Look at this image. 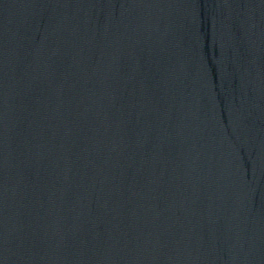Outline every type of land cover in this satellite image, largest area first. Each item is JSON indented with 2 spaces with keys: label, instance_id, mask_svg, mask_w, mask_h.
Returning a JSON list of instances; mask_svg holds the SVG:
<instances>
[{
  "label": "water",
  "instance_id": "1",
  "mask_svg": "<svg viewBox=\"0 0 264 264\" xmlns=\"http://www.w3.org/2000/svg\"><path fill=\"white\" fill-rule=\"evenodd\" d=\"M0 264H264V0H0Z\"/></svg>",
  "mask_w": 264,
  "mask_h": 264
}]
</instances>
